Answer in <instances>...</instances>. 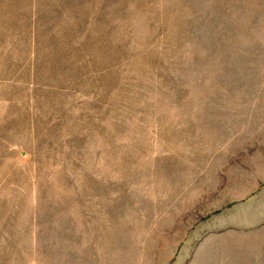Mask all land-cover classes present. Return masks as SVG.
I'll use <instances>...</instances> for the list:
<instances>
[{
	"label": "rangeland",
	"instance_id": "rangeland-1",
	"mask_svg": "<svg viewBox=\"0 0 264 264\" xmlns=\"http://www.w3.org/2000/svg\"><path fill=\"white\" fill-rule=\"evenodd\" d=\"M0 264H264V0H0Z\"/></svg>",
	"mask_w": 264,
	"mask_h": 264
}]
</instances>
